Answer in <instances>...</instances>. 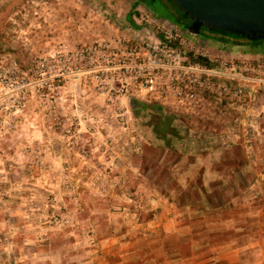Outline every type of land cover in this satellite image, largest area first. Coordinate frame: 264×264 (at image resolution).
Returning <instances> with one entry per match:
<instances>
[{
	"label": "crops",
	"instance_id": "obj_1",
	"mask_svg": "<svg viewBox=\"0 0 264 264\" xmlns=\"http://www.w3.org/2000/svg\"><path fill=\"white\" fill-rule=\"evenodd\" d=\"M103 12L108 13L106 10ZM91 14L93 13H89V17ZM60 16L61 13L59 20L54 21L53 25L55 37H51L44 45L55 42V39L61 41L79 38L76 25L72 27L70 23H63ZM89 20H92L91 26L95 29L90 27L86 30L92 36L96 32L102 33L101 30L106 25L104 21L96 17ZM99 27L102 29L99 30ZM44 28L50 29V26L43 24L42 29L45 30ZM255 54L264 56V45L249 48L241 56ZM233 83L245 87L254 95L255 100L218 103L219 119H226L228 116L234 118L224 133L226 140L232 143L226 150L218 147L207 152L205 143L211 139L222 141V135L210 138L200 130H195L192 125L195 122L201 123L200 120L173 113L158 103H145L150 105L146 107L148 109L141 107L147 111L151 109L154 113L150 117V123L153 120L155 122L150 127L155 135L153 134L154 138L149 143L157 155L139 156L142 159L134 168L135 177L131 173L121 176L116 172L120 183L115 186L113 183L116 178L113 175L116 173L110 172V175L101 171L79 153L71 162L68 180L57 177L53 179L50 173L43 175L30 166L17 170L13 166V171H10L12 168L8 164L10 182L0 183V208L7 202L23 213L22 216L12 217L9 220L10 226L15 228L19 224L25 227L31 225V229L36 232H46L51 227L60 228L61 225L64 227L61 230L62 244L68 252V258H65L63 252L57 251L40 264H99V259L106 261V264H121L123 258L119 254V244H112L103 251H98L97 259L90 255V238L94 235L93 229L97 227L94 221L99 222L100 231L104 233L103 236H98L97 244L101 239L108 238L129 244L139 241L136 247L140 249V255L153 253L154 250L163 253L160 264L165 259L170 264H258L264 257H257L256 249L240 250L255 240H260L261 247H264V224L261 223L264 221V179H261L264 175V85L254 87L240 79ZM242 115L248 121L254 120L261 129V134L253 130L250 138L256 149L253 145L247 148L244 146ZM27 135V140L39 143L44 139L43 134L38 135L36 132ZM168 149L178 153L179 160L165 162ZM64 154L65 149L61 158ZM226 157L230 161L227 162ZM253 157L260 161H253ZM130 177L135 180H130ZM86 189L95 192L99 201L88 204L91 211L86 209L82 212L75 201L79 200L78 205L84 207L81 196L87 195ZM51 190L60 193L62 200L71 199L73 206L66 211L62 210L63 204L60 201L48 198ZM71 195L79 198H71ZM113 205L117 209L114 212L116 214L111 217L115 220L114 223L107 218ZM242 207L246 209L245 216L239 212ZM253 209L261 210V216H249V211ZM222 211L230 212L229 225L210 227L211 221L215 223L221 218ZM68 221L72 229L65 231L63 223ZM234 221L243 231L237 232L230 227ZM133 229L135 234L128 235ZM6 242L7 237L0 233V244ZM49 243L44 241L39 246L29 245L23 254L33 256L41 249L48 251ZM21 264L28 262L22 260Z\"/></svg>",
	"mask_w": 264,
	"mask_h": 264
},
{
	"label": "rangeland",
	"instance_id": "obj_2",
	"mask_svg": "<svg viewBox=\"0 0 264 264\" xmlns=\"http://www.w3.org/2000/svg\"><path fill=\"white\" fill-rule=\"evenodd\" d=\"M136 3V0H0V65H8L9 61L14 59L20 69L26 73L29 84L26 101L18 109L12 107L8 96L3 91L0 92V158L4 155L3 147L5 145L10 146L7 153L9 159L6 161L0 159V183H4L2 182L3 176L4 173H7L8 164L12 168L10 171H13V166L16 170L23 169L26 166L31 167L27 161L31 160L29 154L34 149H46L47 152L45 154L48 155V158L55 160L57 157H61L64 149L71 147L73 137L70 134L68 137H65L61 130L63 125L61 124L58 128L56 123L52 122L47 116L46 110L50 101L56 100L63 104L61 112L68 108L69 105H71V109L74 111L81 105L82 98L89 94L90 89L97 97L102 95L92 88L93 84L89 83V73H85V70L80 73L66 75L60 82L50 77L53 75L54 70L58 69L59 65H62V62H58V53H63V51L75 52L89 46L90 43L103 39L112 40L118 36L131 39L137 34V37H143L144 33L142 29L149 27L148 21H155L160 26L163 25L168 29H172L173 32L177 30L185 41V46L188 42L192 45L190 46L193 47L192 53L200 52L201 48H204L210 57L209 59H213L215 55H220L227 59H232L238 66L249 69L255 68L259 61L264 58V56L257 54L253 56L246 55L247 57L241 56L243 52L249 51V48L254 49L253 46L244 45L247 42L245 39L241 40L243 44L240 45L205 40L202 36L190 35L167 20L151 13L143 5H137ZM103 10H106L108 13L103 12ZM60 13L63 23H70L72 27L76 25L79 38L77 40H70L69 38L68 40L64 39L61 41L55 39V42L44 45L51 37H55L53 35V25H55L54 21L59 20L58 16ZM89 13L93 14L89 17ZM130 15L133 21L132 24L129 21ZM92 17H96L106 24L103 29L99 27V30L102 29V33L95 31L96 33L93 36L91 32L86 30L92 27L93 22L89 20ZM43 24L47 25V27L50 26V29L44 28L45 30H43ZM88 25L89 27H87ZM129 25L130 30L128 29ZM68 29H70L69 26ZM86 31L87 35L85 34ZM257 85L259 87L262 86V84H253L254 87ZM113 99L116 98L113 97ZM89 103L90 101L83 100V104L88 105ZM111 103L109 100H101L99 103L91 104L90 111L81 108V112L77 114L79 117L78 122L72 124L73 129H88L87 132H80V136L83 137L80 140L83 150L78 153L85 159H89L98 169L108 172L110 175H112L110 173L112 172V168L107 162L114 153H122L123 160L117 161L119 165H131L133 169L140 163L142 159L140 158L141 155H157L154 147L149 143L155 135L150 125L155 121L153 120L150 123V117L154 116L153 111L151 109L148 111L144 110V107L148 109L146 107L150 106L145 104L148 102L127 97L126 103L128 107L126 116L121 114L125 111L124 109L117 110L115 114L110 111L109 107ZM139 103L144 106L141 107L142 111L141 108L133 111L132 105ZM41 109L45 111L42 112ZM40 117L43 118L37 123V118ZM228 117L226 119L216 118L213 121L193 123L192 126L195 130H200L210 138L222 135V141L216 142L214 139H211V141L205 143L207 152L216 150L218 147L226 150L228 146L232 145L231 142L226 140L224 135L227 126L234 120V118ZM242 118L244 120L245 132L247 129V119L243 115ZM60 119L65 123L69 122L67 116H61ZM73 119L75 120L77 117ZM86 120L92 122L94 126H88ZM143 120L145 121L144 123ZM126 128L130 129V135L128 132L123 131ZM35 132L38 135L43 134L44 139L41 143L27 140V134ZM65 140H67V144L64 143ZM85 140H87V143H84ZM98 140L103 143H98ZM245 141L244 139L243 143L246 148L249 145H253L255 148L254 142L252 143L250 140L245 143ZM178 155V153L168 149L165 162L167 160L169 162L179 160ZM13 156L17 157V159H11ZM169 157L170 159H168ZM253 161L259 162L260 159L253 157ZM63 167L66 170L62 176L58 175L57 178L68 180L70 178V170H67V165ZM32 169L34 168L32 167ZM38 171H41L43 175L51 173V169L47 167L41 168ZM118 175L116 173L113 177L117 178ZM130 180H135V178L130 177ZM9 182L7 173V183ZM59 194L51 190L48 198L52 201L54 199L57 202L60 201L63 204L62 210L64 211L71 207V205L73 206L71 199L62 200ZM70 197L79 198L77 195H71ZM76 203L77 208L81 209V206L78 205L80 201H75ZM114 212H117V209L113 205L107 218L111 219L116 214ZM239 212H242L243 216L246 215L244 207ZM229 214V211L223 212L221 218L215 223L211 221L209 226L213 227L216 225V228H221L229 225ZM212 217L211 215L210 218ZM243 221L245 222L246 219ZM218 225L219 227H217ZM63 226H65V231L68 228L72 229L69 221L65 222V224L63 223ZM60 229L64 230V227L61 225Z\"/></svg>",
	"mask_w": 264,
	"mask_h": 264
},
{
	"label": "built area",
	"instance_id": "obj_3",
	"mask_svg": "<svg viewBox=\"0 0 264 264\" xmlns=\"http://www.w3.org/2000/svg\"><path fill=\"white\" fill-rule=\"evenodd\" d=\"M148 24V28L142 29L143 37H137V34L131 39L118 36L90 43L75 52L58 53V62L62 65L50 77L60 82L66 75L85 70L89 73V83H95L99 93L103 89L112 98L124 95L143 102L158 103L173 113L200 121L218 118V103L255 100L245 87L233 81L240 79L251 85H263L264 58L255 68L249 69L220 55L209 59L204 48L192 53V45L188 42L186 47L177 30L173 32L155 21H148ZM141 52L145 54L140 55ZM193 56L207 58L210 65L202 64ZM211 64L217 67H211ZM109 80L112 81L111 86L104 83ZM28 85L26 73L14 59L8 65H0V92L8 96L15 109L24 105ZM133 92L139 95H132ZM246 126L247 136L244 132V137L250 141L253 130L248 123Z\"/></svg>",
	"mask_w": 264,
	"mask_h": 264
},
{
	"label": "clouds",
	"instance_id": "obj_4",
	"mask_svg": "<svg viewBox=\"0 0 264 264\" xmlns=\"http://www.w3.org/2000/svg\"><path fill=\"white\" fill-rule=\"evenodd\" d=\"M144 52H141L140 55H144ZM264 75V74H262ZM179 79V77H177ZM117 79H120V77H117ZM131 83V80L128 81ZM105 84L111 86L112 81H106ZM96 85L93 83L92 88L95 89ZM256 87H259L257 85ZM109 91H111V87H109ZM102 95L97 97L95 93L90 89L89 94L87 96H84L82 98L81 105L77 107L76 110L71 109V105H69L68 108L64 109L63 112H61V108H63V104H61L59 101L52 100L49 102L47 106V116L50 118V120L56 125L59 126L62 124L63 128L61 129L63 131V134L65 137H68L69 134L73 137L72 144L70 148L65 149V154L63 155V158L57 157L55 160H50L48 158V155L45 153L47 152L46 149H40L36 150L34 149L32 153L29 155L31 156V160L27 161L31 167H33L36 170H39L41 168H50L51 169V175L52 178L55 179L58 175L62 176L64 171V165H68L67 170H71V162L74 161L78 157V152L82 151L83 148L80 145V140L83 139V137L80 136L81 131L87 132L88 129H80L72 128L73 123L78 122V116L77 114L81 112V108L87 109L86 111H90V105L96 104L101 102V100H109L111 101V106L109 107V110L112 111L114 114L119 109H124L125 111L121 113L122 115H127V103L126 99L127 97L124 95H121L117 97L116 99H113L111 95H108L107 92H105L103 89H101ZM132 95H139L138 92L131 93ZM83 100H88L90 103L88 105L83 104ZM42 112H44V109H41ZM61 116H67L68 121L67 123L63 122L60 117ZM74 117H77V119H73ZM43 117L37 118V123H39V120ZM249 127H251L255 132L258 134H261V129L257 125V123L253 121L247 122ZM86 124L89 126H94L92 122H89L86 120ZM18 126V125H17ZM42 127V125H41ZM89 128V127H88ZM51 131V129H49ZM124 132H128L130 135V129H124ZM264 135V134H262ZM245 136H247V132H245ZM98 143H103L102 141H97ZM65 144H67V140L64 141ZM84 143H87V140L84 141ZM247 143V141H245ZM9 145H5L3 147L4 155L2 158L3 160H8V150ZM95 158V157H93ZM11 159L16 160L17 157L13 156ZM123 156L122 153H114L110 160H108V164L112 168L113 173H120L121 176H124L126 173H131L132 177H135L136 175V169H133L131 165L127 166H121L118 165L117 161H122ZM261 179H264V175L261 176ZM4 183H7V173H4L3 181ZM120 183V179L116 178L114 180L113 186ZM87 190V189H86ZM5 195H8L10 193H4ZM82 203L84 207L80 209V211H85L86 209L88 211H91L87 206L89 203L96 204L99 200L96 198L95 192H89L87 190V195L81 196ZM23 207V205H21ZM115 207V205H114ZM251 207V205H249ZM23 213L20 211L19 208H13L10 204L7 202H4L3 207L0 208V233H3L7 237V242L0 244V264H9V262H12V264H21V261H27L28 264H40V262L45 261L49 258H51V253H55L57 251L63 252L65 258H68V252L65 250V246L62 244L63 235L61 232V229L56 227H51L48 229V231H40L36 232L35 230L31 229V225H28L25 227L23 224H19L15 228H12L9 224V220L12 217H18L22 216ZM251 217H260L261 216V210L253 209L249 211L248 213ZM111 222L114 223L115 220L111 219ZM96 223L97 227L93 229V237L90 238V255L93 257V259H97V252L103 251L106 249L109 245L112 244H119L120 245V255L122 256L121 264H160V257L163 255V253L159 250H154L153 253H146L144 255H140V249L136 247L137 244H139V241H136L134 244L129 243H121V240L119 239H101L99 244L96 243L98 236H103L104 233L100 231L99 222L94 221ZM262 224H264V221H261ZM231 228H234L235 231L241 232L243 231V228L237 226V222L234 221L231 225ZM117 230H119V226H117ZM106 231V230H105ZM135 230L133 229L128 233V235H134ZM122 239V238H121ZM44 241L50 242L48 244V251H45L44 249H41L39 252H37L33 256H25L24 249L27 248L29 245L39 246ZM230 247V246H229ZM248 249H256L255 255L257 257H264V247H261V241L255 240L254 242H250L246 245L244 249H241L240 251H247ZM91 264V262H89ZM99 264H106V261L103 259H99ZM162 264H170L169 261L166 259L162 262ZM258 264H264V260H261L258 262Z\"/></svg>",
	"mask_w": 264,
	"mask_h": 264
},
{
	"label": "water",
	"instance_id": "obj_5",
	"mask_svg": "<svg viewBox=\"0 0 264 264\" xmlns=\"http://www.w3.org/2000/svg\"><path fill=\"white\" fill-rule=\"evenodd\" d=\"M170 1L190 19L191 24L183 28L190 35L200 36V30L205 28L251 42L264 41V0ZM211 67L217 66L211 64Z\"/></svg>",
	"mask_w": 264,
	"mask_h": 264
},
{
	"label": "flooded vegetation",
	"instance_id": "obj_6",
	"mask_svg": "<svg viewBox=\"0 0 264 264\" xmlns=\"http://www.w3.org/2000/svg\"><path fill=\"white\" fill-rule=\"evenodd\" d=\"M136 1H139L141 5H143L146 9H148L153 14H155V9L158 8L159 10H165L172 18H175L176 20L181 21V23H183V24H186V25L191 24V21L189 18H186V17L184 19L180 18L181 12L175 6V4H173L170 0H136ZM200 31L204 35L209 34L206 32L208 30L205 28H202ZM208 32H210V31H208ZM210 33H212V32H210ZM211 37L217 39L216 41H218V42L226 43V44L228 43V44L240 45V44H243L241 42V40H244V38L233 37V36L227 35V34L222 33V32H220V34H217V35L213 34ZM246 41L247 42H245L244 45H248V43H254V42H251L248 40H246ZM141 106L142 105H140V104H134V105H132V110L135 111L136 109H140Z\"/></svg>",
	"mask_w": 264,
	"mask_h": 264
},
{
	"label": "trees",
	"instance_id": "obj_7",
	"mask_svg": "<svg viewBox=\"0 0 264 264\" xmlns=\"http://www.w3.org/2000/svg\"><path fill=\"white\" fill-rule=\"evenodd\" d=\"M137 5L138 4H140V2L139 1H137V3H136ZM159 12H161V13H165V16H161V15H159L158 13ZM181 15H180V18H182V19H184L185 17L182 15V13H180ZM155 15L156 16H158L159 18H162V19H165V20H167L168 22H170V23H172L173 25H175V26H177L178 28H180V29H182V30H184L183 28L185 27V26H187L186 24H183V23H181V21H179V20H176L175 18H172L165 10H159L158 8L157 9H155ZM129 21H130V23L132 24V19H131V15L129 16ZM185 31V30H184ZM207 33H209V34H207V35H204V34H200V36H202L203 37V39H205V40H214V41H216L217 39H215V38H212L211 36L213 35V34H215V35H217V34H220V32L219 31H215V32H212V33H210V32H208V31H206ZM212 34V35H211ZM248 45H250V46H253V47H257V46H262V45H264V41H259V42H254V43H248ZM193 58L195 59V60H197V61H199V62H201L202 64H204V65H206V66H209L210 65V61L207 59V58H204V57H200V56H193ZM229 152H231V151H229ZM236 153V152H235ZM234 153V154H235ZM233 154V155H234ZM226 159H227V157H226ZM227 162L228 161H230L229 159H227L226 160ZM234 162H237V159H234L233 160Z\"/></svg>",
	"mask_w": 264,
	"mask_h": 264
}]
</instances>
